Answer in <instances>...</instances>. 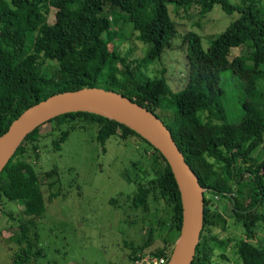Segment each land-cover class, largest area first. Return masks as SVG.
Wrapping results in <instances>:
<instances>
[{
    "label": "trees",
    "instance_id": "1",
    "mask_svg": "<svg viewBox=\"0 0 264 264\" xmlns=\"http://www.w3.org/2000/svg\"><path fill=\"white\" fill-rule=\"evenodd\" d=\"M215 4L227 15H237L223 32L206 35L204 50L196 33L181 34L168 5L176 12L197 7L198 17L203 18ZM49 8L55 10L53 23L47 19ZM119 24L148 46L141 61L160 65L154 77L145 71L135 73L134 62L119 49L123 37V29L115 28ZM245 44L249 54L229 59L232 48ZM169 50L185 51L186 86L179 91L170 89L163 65ZM46 61L57 63L50 76L43 71ZM224 85H232L235 97L228 95ZM83 87L117 91L155 113L169 129L205 188L203 228L191 264L229 260L224 252L229 240L213 232L224 229L226 219L210 208L212 197L228 200L233 218L244 230L245 237L231 245L237 257L234 263L264 264V249L250 242L259 224L264 226V150L252 155L264 144V0L236 4L228 0H0V135L29 106ZM233 100L236 119L230 118ZM156 110H169L172 118L166 120ZM47 122L59 132L53 141L55 150H60L70 132L93 127L102 146L114 136L146 143L151 149L148 164L139 168L142 176L132 181L135 192L127 197L130 204L120 210L138 215L164 210L169 214L168 233L180 230V193L159 150L127 126L96 113L67 112ZM40 125L26 135L0 173V198L19 201L26 217L18 223L19 246L11 255L16 264L42 256L34 229L45 211L41 184L48 173L39 177L30 160L39 158ZM206 193L212 197L206 198ZM117 201L111 198L109 204L117 206ZM154 234V228L148 229L129 256L130 264L146 252L171 253L173 242L167 238L161 247L151 249Z\"/></svg>",
    "mask_w": 264,
    "mask_h": 264
},
{
    "label": "rangeland",
    "instance_id": "2",
    "mask_svg": "<svg viewBox=\"0 0 264 264\" xmlns=\"http://www.w3.org/2000/svg\"><path fill=\"white\" fill-rule=\"evenodd\" d=\"M239 1L228 0L231 4ZM168 9L173 21L180 25L181 34L184 35L187 31L196 33L204 50L208 47L206 35L223 32L237 15H227L218 4L203 18L198 17V8L194 6L188 10L179 9L178 12L172 5H168ZM54 12L53 8H49V23L54 21ZM115 28L123 29L119 49L126 54L128 60L134 62L135 73L141 75L145 71L150 77H154L160 65H144L141 61L148 46L137 40L136 34L129 27L119 24ZM250 51L247 44L232 48L229 59L246 56ZM163 65L167 70L166 76L170 79V89H184L185 51L169 50L164 53ZM56 68L55 61H46L43 71L50 76ZM224 87L230 97H235L232 85ZM234 105L235 100L229 103L232 108L231 119H236L235 115L238 114ZM156 111L166 120L172 118L169 110ZM38 134L39 158L35 161L31 157L30 160L39 177L48 173L45 182L41 184L45 211L36 219L34 229L39 236L42 256L28 264H130L129 256L139 248L150 228L155 229L151 249L161 247L163 238L173 242L172 248L175 246L179 231L168 233L169 214L164 210H152L139 215L128 210L122 213L120 210L121 206L123 209L129 206L127 197L131 198L135 192L132 181L136 175L142 176L139 168H145L148 164L147 156L151 149L146 143L135 138L123 140L114 136L102 146L96 141V128L93 127L70 132L68 138L61 143L60 150H55L53 141L57 139L59 132L51 123H42ZM262 150L264 144L252 155L256 157ZM47 183L52 186L49 187ZM205 195L206 198L212 197L210 193ZM111 198L118 199L117 206L109 204ZM212 198L210 208L220 212L226 219L225 228L213 229V232L219 238L229 240L224 249L229 260L224 263L235 264L237 257L231 245L233 240L245 237L244 230L233 218L228 200ZM24 219L26 217L21 213L19 201L0 198V264H16L11 260V255L18 249V223ZM250 242L264 249L262 224H259Z\"/></svg>",
    "mask_w": 264,
    "mask_h": 264
},
{
    "label": "water",
    "instance_id": "3",
    "mask_svg": "<svg viewBox=\"0 0 264 264\" xmlns=\"http://www.w3.org/2000/svg\"><path fill=\"white\" fill-rule=\"evenodd\" d=\"M76 111L111 118L135 131L160 151L170 166L182 206L179 236L166 264H191L203 228L205 188L162 120L117 91L83 87L52 94L26 108L0 135V173L28 133L50 118Z\"/></svg>",
    "mask_w": 264,
    "mask_h": 264
},
{
    "label": "built area",
    "instance_id": "4",
    "mask_svg": "<svg viewBox=\"0 0 264 264\" xmlns=\"http://www.w3.org/2000/svg\"><path fill=\"white\" fill-rule=\"evenodd\" d=\"M169 256L170 253L164 256L146 252L138 258L134 259L131 264H166Z\"/></svg>",
    "mask_w": 264,
    "mask_h": 264
}]
</instances>
